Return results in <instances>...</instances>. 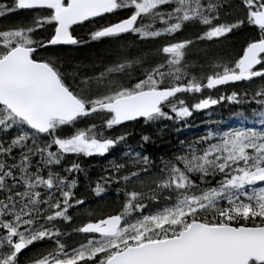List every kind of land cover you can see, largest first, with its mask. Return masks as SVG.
Wrapping results in <instances>:
<instances>
[{
	"label": "snow or ice",
	"instance_id": "snow-or-ice-1",
	"mask_svg": "<svg viewBox=\"0 0 264 264\" xmlns=\"http://www.w3.org/2000/svg\"><path fill=\"white\" fill-rule=\"evenodd\" d=\"M17 13L0 25V264L37 243L25 264H264V0H0V18ZM243 29L197 74L194 45ZM125 37L135 54L72 55ZM221 105L228 123L180 138ZM140 121L159 127L130 144ZM169 129L171 151L148 153ZM105 156L92 177L86 158ZM81 174L117 200L65 231Z\"/></svg>",
	"mask_w": 264,
	"mask_h": 264
},
{
	"label": "trees",
	"instance_id": "trees-1",
	"mask_svg": "<svg viewBox=\"0 0 264 264\" xmlns=\"http://www.w3.org/2000/svg\"><path fill=\"white\" fill-rule=\"evenodd\" d=\"M186 32L189 33L190 29L186 30ZM248 36H249L248 33H245L244 31H241V32L236 31V32H233L232 35L228 38L231 41L233 38L239 37L240 39H242V43H243V41L246 40V38ZM225 38L223 40H221V42L219 44H216V46H214V44H209V43H207V44H205V43L196 44L195 47H193L190 50L191 51L190 55L192 58V60H190V62L195 64L196 67H198L200 69L201 65H203L204 68H208L206 66H208L211 63V61L213 60V58L217 57L218 54H221V55L223 54V56L220 55L221 57H226V58L230 57V55L228 54V50L226 49V46L224 45L225 40L228 38H226V39ZM121 45H123L128 50H132V52L135 54V49H136L137 45L135 44V42L132 39L125 37L123 40L115 42L114 44H110L108 41H105L104 43L93 44L91 47L87 48L86 50H80L79 52H73L72 55L76 56L77 58H87L93 54H99V53L105 51L106 49L119 47ZM130 46H132V47L130 48ZM257 83H259V81H257ZM244 85H246V84H243V85L237 84L236 87H241ZM229 89L232 90L231 87H229ZM234 110L235 109L232 106L221 105L220 107L216 108L213 111V113H211V114H206L203 111L196 114L191 121V123L193 124V127L183 130L180 138H185V137L191 138L193 135L199 134V132L203 131V125L202 124H200L198 128L196 127L198 121H207L210 119L224 118L225 122L228 123L229 122V113L234 111ZM158 127H159V125H157L155 127L145 126L143 121H140L138 124H135V125H128L129 131H132L133 129H135V131L133 132V139L130 140L129 143L135 144L139 138V134L141 133V131H148L150 133L155 134V129ZM117 131L119 132V130H117ZM176 139H177L176 133L174 131H172L171 129H169L160 138L156 139L155 143H149V144L145 145V150L148 153H150L156 157H159V156L171 151L172 146L175 145V143H176ZM120 150L123 151V147H121ZM107 159H110V157L105 156L103 159H101L99 157H97L95 159H87L86 158L85 167H87L88 172L90 173V175L92 177H95V176L100 174V169L104 167L105 161ZM78 181H79V183L77 184L76 192H77L78 196L82 195L84 197L85 203L81 207L80 211H75V212L70 213V215H72V216L74 213H75V215L76 214L78 215V217L74 218V220H73L74 222H76V223L81 222L83 219H85L87 217L89 212H92L94 210L96 212H99L101 210L109 211L112 207L115 206V202L117 200L115 188L110 189L108 195H102L101 197L97 198L91 193V190L88 187V182H87V180H85L83 174H81L78 177ZM92 206L93 207L98 206L99 210L98 209L96 210L95 207L92 208ZM102 208H104V209H102ZM76 225H78V224H76ZM76 225H70V224L66 223L65 231H67L68 228H71V227L76 226ZM73 239L79 240L81 238L80 237H73ZM43 246H47V245L37 243L34 246L30 247V250L23 252V254L21 256V264H25L24 258L31 255L33 252L32 251L33 249L36 250V249L43 247Z\"/></svg>",
	"mask_w": 264,
	"mask_h": 264
},
{
	"label": "rangeland",
	"instance_id": "rangeland-1",
	"mask_svg": "<svg viewBox=\"0 0 264 264\" xmlns=\"http://www.w3.org/2000/svg\"><path fill=\"white\" fill-rule=\"evenodd\" d=\"M232 35V34H231ZM231 35H228V36H226V38H228V37H230ZM192 37V32L190 31L189 33H187L186 31L184 32V33H181V35H180V37H178V38H191ZM225 38V39H226ZM221 40H223V39H221ZM221 40H219V41H217V42H214V43H209V44H214V46H216V44H219L220 42H221ZM241 44H242V39H240L239 37L238 38H233L231 41H230V39L228 38V39H226L225 40V43H224V45L226 46V49L228 50V54L230 55V57H221V56H223V54L221 55V54H218L217 55V57H214L213 58V60L211 61V63L208 65V66H206V67H211V64L213 63V62H215L216 60H218V59H223V60H228V59H230L233 55H235V53L237 52V50L239 49V47H241ZM193 47H195V45L193 46ZM191 52V51H190ZM221 55V56H220ZM190 60H192V58H191V55L189 56V61ZM197 68V74H199V68L198 67H196ZM205 69H207V68H205ZM246 87H249V85H244V86H241V87H239V88H241V89H243V88H246ZM228 91H231V89H229L228 88ZM98 207V206H97ZM99 208V207H98ZM98 208H95V209H98ZM102 209H104V208H102ZM99 210V209H98ZM76 217H78V215L76 214V215H74V218H76ZM43 247H46V246H43ZM41 248V247H40ZM39 249V248H38ZM37 250V249H36ZM36 250H34V251H36ZM33 251V252H34ZM32 252V253H33Z\"/></svg>",
	"mask_w": 264,
	"mask_h": 264
},
{
	"label": "flooded vegetation",
	"instance_id": "flooded-vegetation-1",
	"mask_svg": "<svg viewBox=\"0 0 264 264\" xmlns=\"http://www.w3.org/2000/svg\"><path fill=\"white\" fill-rule=\"evenodd\" d=\"M24 16H25V14L24 13H17L16 15H14V16H9V17H2V18H0V25H4V24H10V23H14V22H18L19 20H21V19H23L24 18ZM190 31L192 32V35H193V33H195V34H198V31H197V29H195V28H192V29H190ZM241 31H244L245 33H248V35H250V30H248V29H243V30H238V32H241ZM236 32V31H235ZM129 39H132L131 37H128ZM245 41V40H244ZM244 41H243V43H244ZM205 44H207V42H205ZM242 45V44H241ZM132 46H130V48H131ZM240 49V48H239ZM82 50H86V49H82ZM132 51V50H131ZM220 91H224V89L223 88H221L220 89ZM207 94V93H206ZM214 94V93H213ZM95 208H98L97 206H94ZM93 206H92V208H94ZM80 209H81V207L79 208V209H73L72 210V212H75V211H80ZM97 210V209H96ZM72 212H70V213H72ZM74 215H75V213L73 214V217H74ZM80 223V222H79ZM78 222L76 223V222H71V223H68V224H70V225H76V224H79ZM28 250H30V247L28 248ZM35 249H33L32 251H34ZM31 252V251H30Z\"/></svg>",
	"mask_w": 264,
	"mask_h": 264
}]
</instances>
